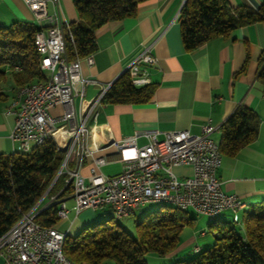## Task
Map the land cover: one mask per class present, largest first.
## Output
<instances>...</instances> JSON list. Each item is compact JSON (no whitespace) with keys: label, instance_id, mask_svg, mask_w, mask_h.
<instances>
[{"label":"crops","instance_id":"0c3cea01","mask_svg":"<svg viewBox=\"0 0 264 264\" xmlns=\"http://www.w3.org/2000/svg\"><path fill=\"white\" fill-rule=\"evenodd\" d=\"M229 1L232 6L249 4L258 8L264 0ZM59 3L67 20L66 14L70 22L78 20L73 0H59ZM183 4L184 0H152L139 6L136 16L109 21L95 31L94 63L81 62L84 76L94 82L86 84L83 96H75L79 114L83 100H92L103 85L113 83L142 47L150 44L157 57V63L148 66L156 90L145 103H101L95 107L86 122L90 130L84 136L88 154L81 172L89 176L95 158L104 157L106 162L100 170L106 175L120 173L124 163L112 142L145 130L158 131L159 138L172 130L202 134L203 126L209 122L214 126L210 137L220 142L223 123L239 105H245L261 118L258 137L236 156L223 155L218 172L223 190L237 194L244 202V208L237 213L224 211L210 219L208 224L213 221L240 222L242 211L250 202L264 198V80L259 76V59L264 50V21L240 26L229 36H218L194 50H187L179 22ZM53 9L50 4L49 10L52 12ZM15 21L38 25L24 0H0V24L10 25ZM77 88H80L79 84ZM4 89L8 98L0 104V153L17 151L19 145L11 136L15 114L6 113L14 102L17 89L11 78L4 84ZM64 111L62 104L51 108L56 117ZM147 142L145 136L137 140L138 145ZM174 170L179 177L188 176L193 171L188 165L177 166ZM65 201L68 215L56 226L70 235L83 222H90V212L95 209H85L77 214L71 195ZM45 202L48 203L49 199ZM151 255L153 261H170L168 257ZM146 259L150 264L147 255ZM0 264L5 262L0 260Z\"/></svg>","mask_w":264,"mask_h":264},{"label":"trees","instance_id":"16d2710c","mask_svg":"<svg viewBox=\"0 0 264 264\" xmlns=\"http://www.w3.org/2000/svg\"><path fill=\"white\" fill-rule=\"evenodd\" d=\"M149 1L152 0H73L78 20L70 22L65 29L69 60L97 49L95 31L100 26L136 16L139 6ZM258 21H264V1L255 8L249 4L232 6L229 0H185L179 16L187 50H194L215 37L229 36L234 29ZM39 29L40 26L27 21L0 24V104L8 98L4 84L9 78L16 88L45 80L34 42ZM259 63V76L264 80V50ZM155 90L153 83L134 85L125 71L111 84L102 103H145ZM260 123L255 110L239 105L222 125V154L236 156L254 142ZM64 156L65 151L51 137L33 146L30 152L0 153V237L44 195L47 200L54 197L56 202L42 209L36 221L57 227L61 220L59 201L73 193V184L66 182L68 174L58 175ZM193 221L189 210L162 204L161 209L137 223V237L104 221L84 227L75 236L67 234L63 252L74 264H149L146 255L165 256L172 252L180 243L184 226ZM238 223L213 221L212 247L193 258L169 264H264V199L242 211V228L237 227Z\"/></svg>","mask_w":264,"mask_h":264},{"label":"built area","instance_id":"2783aa9c","mask_svg":"<svg viewBox=\"0 0 264 264\" xmlns=\"http://www.w3.org/2000/svg\"><path fill=\"white\" fill-rule=\"evenodd\" d=\"M24 2L41 27L40 41L49 55L50 79L31 90H16L14 102L6 111L15 114L11 136L19 143L18 148H30L31 151L33 146L49 138V134H58L59 149L65 151L58 175L68 174L66 182L73 184L71 197L77 214L85 209L109 206L113 213L125 218L138 207L160 199H172L182 208L209 217L227 210L237 213L242 209L241 198L222 188L218 172L223 154L220 142L210 137L214 126L209 122L203 126L202 134L172 130L159 138L158 131L145 130L114 140L113 145L121 153L123 170L106 175L100 170L106 159L97 157L90 168V175L84 176L81 169L88 154L84 136L89 132L84 130V117H90L95 107L102 103L112 83L103 85L92 100H83L79 114L75 96H83L86 84L94 82L84 76L81 62L85 60L92 65L93 52L73 60L67 57L65 29L69 28L70 21L63 15L59 0ZM50 4L54 7L52 12ZM156 63L157 57L153 55L150 44L143 46L125 69L134 85L143 86L151 83L148 66ZM58 104H62L65 111L56 117L51 108ZM60 122L67 124L58 126ZM140 136H145L148 142L138 145ZM183 165L191 166L193 171L188 176L179 177L174 168ZM54 202L56 200L52 197L42 209ZM42 209H38L37 204L0 237V247L11 249V257L0 255L5 264H68L59 254V244L64 243L58 242V235L63 231L36 221ZM68 212L65 199L60 200L58 216L65 218Z\"/></svg>","mask_w":264,"mask_h":264},{"label":"rangeland","instance_id":"374dc122","mask_svg":"<svg viewBox=\"0 0 264 264\" xmlns=\"http://www.w3.org/2000/svg\"><path fill=\"white\" fill-rule=\"evenodd\" d=\"M66 17L70 20L68 14H66ZM62 124H67L66 122H60L57 125L60 126ZM45 195L39 200L38 209H42L46 204L47 197L45 198ZM264 198H261L256 201L250 202L255 203L258 201L263 200ZM69 200L67 201V203ZM42 206H41V205ZM45 204V205H44ZM170 205V204H165ZM162 204L157 202H149L145 205H142L135 209L134 213L131 214L128 217L125 218H117L115 214L113 213V210L109 206H106L104 208H98L95 210H92L91 213V220L90 222H83L81 226L76 228L73 233H71V236L77 235L79 232H81L84 227L88 225H93L96 223L107 221L114 229H122L134 237L138 236V227L137 223L141 221L144 216L147 214H150L152 212L158 211L161 209ZM189 214L194 217V221L191 224H186L181 232L180 235V243L177 248H175L172 252L165 256V258H170V261L168 263H163L161 260H152V253H149L147 255V258L149 259L150 264H169L171 262L179 261L182 259H190L198 255L203 249L210 248L213 246L215 241V236L212 233V228L210 227L209 220L210 217L204 214H197L192 209H189ZM238 228H242L240 226V222L237 224ZM205 231V234H202L201 232ZM199 246V249H196V247ZM159 256V255H158Z\"/></svg>","mask_w":264,"mask_h":264},{"label":"bare ground","instance_id":"6f19581e","mask_svg":"<svg viewBox=\"0 0 264 264\" xmlns=\"http://www.w3.org/2000/svg\"><path fill=\"white\" fill-rule=\"evenodd\" d=\"M40 38H41V27L36 32L34 42H35V46H36V49L38 51V54L40 56V68L43 71V74L45 76V80H43V81H49V79H50V70L48 68L49 55L45 52V49L43 48V46L41 44ZM125 71H127V69H124L123 72H125ZM43 81H38V82L30 83L27 85H23V86L18 87L16 90H31V89H34L37 84H42ZM89 118L90 117H84V130H89V128L86 125V122ZM91 130H93V128H91ZM49 137L53 138L57 147L59 148V136H58V134H49ZM17 151L30 152V148H18ZM157 203L164 204V205L170 204L171 206L177 207L179 209L187 210V208H182L181 204H179L178 202L172 201V199H160V200H158ZM240 208H242V209L244 208V202L242 200L240 201ZM114 214L117 218H123V216L121 214H116V213H114ZM218 216L219 215H214V217H210V219H215ZM202 232H203V234L206 233L205 231H202ZM66 237H67L66 232L59 233L58 242L64 243ZM59 254H61L63 256L64 260L68 264H74L66 256V254L63 252V244H59ZM0 255H3V257H11V249H9L8 247H0Z\"/></svg>","mask_w":264,"mask_h":264},{"label":"water","instance_id":"95a60500","mask_svg":"<svg viewBox=\"0 0 264 264\" xmlns=\"http://www.w3.org/2000/svg\"><path fill=\"white\" fill-rule=\"evenodd\" d=\"M62 150H64V149H62Z\"/></svg>","mask_w":264,"mask_h":264}]
</instances>
